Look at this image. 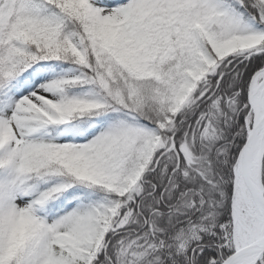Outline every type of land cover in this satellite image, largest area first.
<instances>
[{
  "label": "snow or ice",
  "instance_id": "1",
  "mask_svg": "<svg viewBox=\"0 0 264 264\" xmlns=\"http://www.w3.org/2000/svg\"><path fill=\"white\" fill-rule=\"evenodd\" d=\"M0 264H264V0H0Z\"/></svg>",
  "mask_w": 264,
  "mask_h": 264
}]
</instances>
